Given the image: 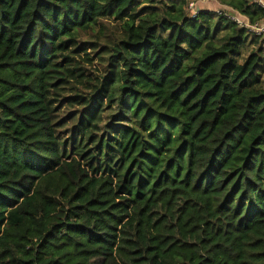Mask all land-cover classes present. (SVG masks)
Masks as SVG:
<instances>
[{
	"label": "trees",
	"instance_id": "trees-1",
	"mask_svg": "<svg viewBox=\"0 0 264 264\" xmlns=\"http://www.w3.org/2000/svg\"><path fill=\"white\" fill-rule=\"evenodd\" d=\"M138 3L0 0V264H264V40ZM111 17L93 83L79 38Z\"/></svg>",
	"mask_w": 264,
	"mask_h": 264
},
{
	"label": "rangeland",
	"instance_id": "rangeland-1",
	"mask_svg": "<svg viewBox=\"0 0 264 264\" xmlns=\"http://www.w3.org/2000/svg\"><path fill=\"white\" fill-rule=\"evenodd\" d=\"M142 1L143 0H139L138 4L140 5V7L145 6L144 3L142 4ZM199 1H202V0H199ZM204 1H206V0H204ZM197 3H198V1H197ZM197 6H198V4H197ZM217 10H220L222 12L224 11L225 14H227V13L232 14L233 13V12H228V11L226 12L224 10V8H221V7L218 9H214L213 11L216 12ZM233 14H235V13H233ZM235 15H237V14H235ZM237 16H239V15H237ZM240 18L243 19L242 17H240ZM246 22H248V21H246ZM221 27H222L221 31L217 34V39H216L219 43L224 42L223 37L227 33V28H224L223 24L221 25ZM122 35H123L122 21L116 20L114 17L113 18L111 17V18L102 19L100 21V23L96 27H94V29H90L86 32H83L82 35L80 36V38H79L80 45L82 44V45H84V47L90 48L91 50H89V51L95 59V62L93 65H90L89 62H85V61L82 63L84 68H85L86 75L94 78V79L90 78L93 83L96 80L95 77H98L103 72V66H101V64H103L104 61L107 59L108 54L111 50V46L118 39H120L122 37ZM165 35L167 36V34H165ZM260 41L262 42V40H260ZM91 44H95L96 48L92 49ZM263 45H264V43H263ZM258 47H259V44H257L255 36L253 35L252 32H249L248 41H247V44L245 45L244 50H243V57L248 56L252 50H254ZM96 52H99L101 55L97 56ZM82 55L80 56V58H78V60L81 61L84 59ZM101 56H102V58H104V61L101 58ZM85 84L88 85V83H85ZM82 90L85 92L88 91V89H84V88H82ZM90 91H88L87 93L90 94ZM73 108H76V106H71V105L63 106V108H61L58 111V113H59L58 118L64 117V115L66 113L71 112V110ZM79 116H80V113L78 111H76L74 113L75 122L79 121ZM105 117L106 116L103 114V118H105Z\"/></svg>",
	"mask_w": 264,
	"mask_h": 264
},
{
	"label": "built area",
	"instance_id": "built-area-1",
	"mask_svg": "<svg viewBox=\"0 0 264 264\" xmlns=\"http://www.w3.org/2000/svg\"><path fill=\"white\" fill-rule=\"evenodd\" d=\"M197 1L199 0H188L186 5V10L189 17H196L202 10L197 6ZM258 6L264 9V0H254ZM216 13L218 15H227L226 17L231 21L237 23V25L241 28H246L249 32H252L255 37H260L264 39V20L255 24H250L246 22L244 19H241L239 16L231 13L225 14V12L217 10Z\"/></svg>",
	"mask_w": 264,
	"mask_h": 264
},
{
	"label": "crops",
	"instance_id": "crops-1",
	"mask_svg": "<svg viewBox=\"0 0 264 264\" xmlns=\"http://www.w3.org/2000/svg\"><path fill=\"white\" fill-rule=\"evenodd\" d=\"M197 4L201 10L213 11L214 9L220 8V4L215 0H208V1L202 0V1H198Z\"/></svg>",
	"mask_w": 264,
	"mask_h": 264
}]
</instances>
